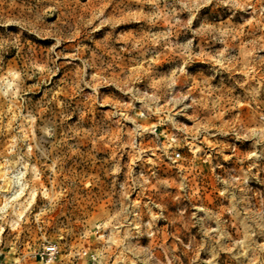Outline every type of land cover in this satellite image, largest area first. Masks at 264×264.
<instances>
[{
	"label": "rangeland",
	"instance_id": "obj_1",
	"mask_svg": "<svg viewBox=\"0 0 264 264\" xmlns=\"http://www.w3.org/2000/svg\"><path fill=\"white\" fill-rule=\"evenodd\" d=\"M48 244L264 264V0H0V262Z\"/></svg>",
	"mask_w": 264,
	"mask_h": 264
},
{
	"label": "bare ground",
	"instance_id": "obj_2",
	"mask_svg": "<svg viewBox=\"0 0 264 264\" xmlns=\"http://www.w3.org/2000/svg\"><path fill=\"white\" fill-rule=\"evenodd\" d=\"M14 175V174H13ZM19 175V174H18ZM15 178L16 179H19V176H17V175H15ZM14 182H16L15 180H13ZM20 192L19 191H15L14 193H12L9 197H8V203H10V202H12V201H15V200H17V198L20 196ZM35 194H33V196H32V201H33V199H34V196ZM30 201V200H29ZM7 203V204H8ZM5 205V207H7L8 205ZM32 204H31V202L27 205V206H25V207H23V210L20 212V213H18V217H19V220H22L23 218H24V216H25V214H26V212H27V210H28V208H29V206H31ZM52 264H56L55 262H52Z\"/></svg>",
	"mask_w": 264,
	"mask_h": 264
},
{
	"label": "built area",
	"instance_id": "obj_3",
	"mask_svg": "<svg viewBox=\"0 0 264 264\" xmlns=\"http://www.w3.org/2000/svg\"><path fill=\"white\" fill-rule=\"evenodd\" d=\"M180 153L177 154V157H180ZM57 253V246L54 244H48L45 250V256H44V264H50L52 259ZM0 264H4L0 262Z\"/></svg>",
	"mask_w": 264,
	"mask_h": 264
}]
</instances>
